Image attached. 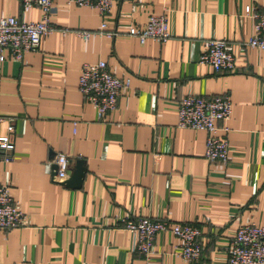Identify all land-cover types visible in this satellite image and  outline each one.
<instances>
[{"label":"crops","instance_id":"crops-1","mask_svg":"<svg viewBox=\"0 0 264 264\" xmlns=\"http://www.w3.org/2000/svg\"><path fill=\"white\" fill-rule=\"evenodd\" d=\"M246 7L264 13V0H114L105 21L117 35L83 40L75 33L97 31L98 12L53 0L54 30L38 50L0 64V137L13 147L8 163L0 153V184L26 217L0 231V264H184L168 232L149 257L133 252L121 221L138 217L197 227L198 264H227L239 227L264 228V51L236 48L253 34ZM163 14L167 42L127 35ZM0 17L38 22L40 11L0 0ZM211 40L234 45L233 73L198 64ZM98 61L129 80L100 121L77 90L81 66ZM220 95L232 104L230 120L217 125L228 128L226 163L204 158L205 132L177 127L181 99ZM58 153L69 162L64 183L55 164L46 171Z\"/></svg>","mask_w":264,"mask_h":264},{"label":"built area","instance_id":"built-area-1","mask_svg":"<svg viewBox=\"0 0 264 264\" xmlns=\"http://www.w3.org/2000/svg\"><path fill=\"white\" fill-rule=\"evenodd\" d=\"M18 1L22 12L38 9L40 20L24 23L15 17H0V64L6 61L21 62L25 53L36 52L41 38L54 30L50 24L53 0ZM113 1L67 0V4L95 9L101 18L97 31H77L75 34L83 40L93 36H116L115 31H108L105 21L109 17ZM244 16L254 21L253 34L237 45L238 52L243 54L247 49L264 51V13L246 7ZM127 35L136 38L140 44L147 40L165 43L171 38L168 20L164 14L150 16L142 27L129 28ZM234 48V45L226 40H211L206 43L205 50L199 56L198 64L210 67L216 75L233 73L235 71ZM128 87L129 80L112 76L103 61L83 64L80 68L77 90L83 100L95 109L98 121L115 111L122 91ZM177 108L179 129L202 131L207 134L204 158L209 162L226 163L229 153V143L226 138L228 128L225 126L219 128L217 125L226 123L231 118L232 104L229 97L227 95L211 98L187 96L178 102ZM219 131L223 133L222 136L217 135ZM12 152L10 139L6 136L0 137L2 161L10 162ZM56 169L55 177L59 171L57 166ZM25 224L26 217L11 198L8 187L0 184V231L7 232L23 227ZM121 225L132 238L133 252L145 258L152 254L156 236L168 232L180 241L173 252L174 256L179 257L184 264H198L201 259L202 243L200 241L203 235L197 227L171 224L165 220H151L144 217L124 219ZM227 264H264V228L255 223L239 227L227 245Z\"/></svg>","mask_w":264,"mask_h":264},{"label":"clouds","instance_id":"clouds-1","mask_svg":"<svg viewBox=\"0 0 264 264\" xmlns=\"http://www.w3.org/2000/svg\"><path fill=\"white\" fill-rule=\"evenodd\" d=\"M55 164L59 171L58 174L56 175L55 179L58 182L64 183L65 181L69 180L70 174L68 173V160L65 158L63 153H58L55 159H53L47 166H46V171L51 174L52 172V165Z\"/></svg>","mask_w":264,"mask_h":264},{"label":"water","instance_id":"water-1","mask_svg":"<svg viewBox=\"0 0 264 264\" xmlns=\"http://www.w3.org/2000/svg\"><path fill=\"white\" fill-rule=\"evenodd\" d=\"M74 188H79L81 181H80V176L78 174L74 175Z\"/></svg>","mask_w":264,"mask_h":264}]
</instances>
